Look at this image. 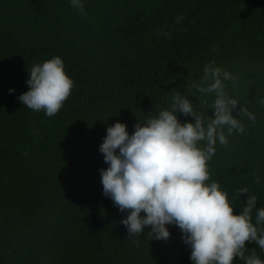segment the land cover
I'll list each match as a JSON object with an SVG mask.
<instances>
[{"label":"trees","instance_id":"obj_1","mask_svg":"<svg viewBox=\"0 0 264 264\" xmlns=\"http://www.w3.org/2000/svg\"><path fill=\"white\" fill-rule=\"evenodd\" d=\"M84 4L81 13L69 0H0V264H194L174 224L167 240L150 239V226L129 235V212L103 192L100 146L109 125L125 122L132 133L177 92L212 118L215 94L197 85L214 62L233 75L226 90L255 120L234 110L245 131L217 142L209 182L230 200L247 187L264 206V0ZM57 55L74 87L48 117L18 97L33 65ZM247 198L233 200L235 213Z\"/></svg>","mask_w":264,"mask_h":264},{"label":"clouds","instance_id":"obj_2","mask_svg":"<svg viewBox=\"0 0 264 264\" xmlns=\"http://www.w3.org/2000/svg\"><path fill=\"white\" fill-rule=\"evenodd\" d=\"M69 2L77 12H84V0ZM182 20L179 16L176 23ZM29 74V90L18 99L33 111L56 115L74 87L63 58L57 55L36 63ZM233 79L214 62L205 66L197 89L215 94L212 118L206 120L188 96L177 92L170 108L139 120L132 133L125 122L109 125L100 146L108 164L101 169L103 192L121 212H129L122 220L129 235L144 233L150 226V239L167 240L168 225L174 224L190 246L194 264H234L236 258L244 264H264V258L248 247V242H254L264 250V206L257 208V196L249 194L247 187L238 189L230 200L218 182H209L207 162L217 142L226 145L234 132L245 131L234 110L239 106L242 115L255 120L247 107L228 94L226 81ZM179 114L191 115L194 122H182ZM242 193L248 194L247 202L235 213L233 200Z\"/></svg>","mask_w":264,"mask_h":264}]
</instances>
